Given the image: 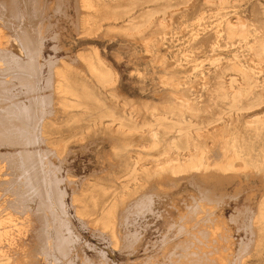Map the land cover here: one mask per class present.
Returning <instances> with one entry per match:
<instances>
[{
    "label": "rangeland",
    "instance_id": "rangeland-1",
    "mask_svg": "<svg viewBox=\"0 0 264 264\" xmlns=\"http://www.w3.org/2000/svg\"><path fill=\"white\" fill-rule=\"evenodd\" d=\"M20 1L16 2V11L24 18L19 28H27L32 36L29 40L24 38L26 52L21 60L24 64L20 65L21 71L17 68V85L11 88L20 94L16 97L18 105L21 100L28 105L26 115H29L21 118L24 122L20 119L18 123L15 120L17 124L13 122L29 129L35 125L39 114H45L55 122L49 129L50 141L66 145L60 156L48 153L47 158L58 168L54 172L62 180L59 186L66 192L68 209L79 231L75 243L76 262L174 264L169 257L171 249H166L165 245L178 241L181 225L178 209H186V204L192 207L195 203L197 208L201 202L194 200L210 194L213 198L206 197L205 203H208L206 208L212 210L195 209L196 215L199 213L196 223L208 224L221 212L234 236L236 258L241 256L242 264H264V227L256 219L264 205V168L251 166L244 170L237 161L233 170L223 172L213 166L220 158L216 156L217 159L210 158L209 169L187 175L163 171L144 178L140 162L134 166L137 169L134 177V167L127 168L126 152L121 150L122 142L128 140L103 125L92 126L89 121L67 123L66 115L53 100L50 84L51 67L61 59L71 62L78 53L97 49L117 74L116 85L107 89H100L87 78L90 87L106 104H115L119 110L124 109L125 114L140 110L136 116L142 124L154 120L146 107L173 111L167 115L176 118L178 108H186L183 105L188 102L194 109H184V115L196 125H206L203 140L210 154L221 152V142L236 139L242 150L250 151L255 160H262L264 128L257 133L249 125L256 117L264 120V59L257 54L264 41V0H100V11L89 22L99 26L97 34L92 35L94 40L85 39L80 32L79 0H40L35 7L32 0L31 6L29 0ZM10 5H7L10 12H5L12 15L9 14V23L14 19V5ZM240 19L244 22L242 28L238 23ZM132 25L139 28L131 30ZM230 26H239L245 33L231 34ZM74 64L79 68L80 79L87 76L82 63L75 61ZM23 66H28L26 72ZM243 72L253 87L237 109L231 101L237 91L247 87ZM33 75H36L34 79ZM26 76L27 79L30 76L33 83L28 82ZM27 82L30 88L37 83L36 87L30 89ZM2 86L0 95L3 91L4 95H9ZM222 90L227 93L226 98L221 96ZM260 95L262 98L257 100ZM6 101L4 98L1 105ZM11 106L16 109L15 105ZM32 114L37 119L32 117L30 121L28 117ZM8 122V126H14ZM24 134L31 135L26 131ZM19 136L20 149L31 144L33 147L31 139ZM131 141L135 144L130 147L134 160L140 154H154L144 147L146 141L139 134ZM42 146L45 148L46 142ZM6 147L2 144L0 149ZM34 157L31 161L35 166ZM146 166H152L149 160ZM73 196L76 202L72 201ZM147 197L152 200L151 209ZM75 206L84 211L81 218ZM109 211L115 223L114 234L102 221ZM206 212H210L209 215ZM133 233L138 234L137 241ZM24 241L31 242L32 236L25 237ZM39 263L52 264L43 260Z\"/></svg>",
    "mask_w": 264,
    "mask_h": 264
},
{
    "label": "bare ground",
    "instance_id": "bare-ground-1",
    "mask_svg": "<svg viewBox=\"0 0 264 264\" xmlns=\"http://www.w3.org/2000/svg\"><path fill=\"white\" fill-rule=\"evenodd\" d=\"M21 1L23 3V0ZM29 1L31 6V0ZM16 2L18 3L19 0H0V85H4L2 86L3 90L7 89L9 91V95L5 94V96L4 91L0 95V147L2 144L7 145L5 149H0V264H40L39 262L41 260L46 263L51 262L52 264H78L76 262L77 254L75 243L79 238V231L73 221L72 214L69 212L66 192L59 186L62 180L54 172L58 168L55 169V166L47 158L48 153H54L60 156L65 151L66 145L50 141L49 129L55 122L49 120L45 114H39L38 119L37 117L35 118V113V116L32 114L31 117L29 116L30 118L28 117L30 121L32 117L35 120L37 119L35 121L36 123L34 122L35 125H31L32 128L28 126L29 129H27L26 125L25 127L19 124L16 125L18 119L21 121V118L29 115V113L26 115L27 108H29L28 105L24 104L22 100L21 104L18 105L20 102H17L16 97L18 95L20 96V94L13 91L12 88L14 89L17 85L15 79L18 78L16 76H18L20 65L24 64L21 61L23 58L22 54L26 52V45H24V41L26 40L24 38L29 40L30 35L32 36V34H29L30 30L27 31V28H19V23H22L24 17L19 14V10L16 11ZM32 2L33 4L35 3V7L37 3H40V0H32ZM100 2V0H79L77 2L79 28L85 39L94 40L95 37L92 35L97 34L99 26L89 22L95 19L97 13L100 11ZM7 3L12 4V6L14 5L12 10V12L14 11V19H11V23H9L10 20L8 22L9 14L10 17L12 16L11 13L5 14L9 10V8L7 9V5H10ZM82 11L84 12L82 13ZM238 23H240L239 25L242 28L244 25L242 23L244 22L240 19ZM91 26H94V28ZM129 28L136 30L139 27L132 25ZM229 32L231 34H244L245 30L240 29L239 26H230ZM257 54L261 59H264V41L261 42ZM75 61L85 66L88 77L84 76L81 79L78 77L79 68L75 66ZM35 64L37 65L38 62ZM27 67L24 68L25 72ZM51 68L52 76L50 77V84L54 95L53 100L60 106L63 114L66 115L67 123L73 124L89 121L92 122V126L103 125L111 132L126 138L128 141L122 142L123 145L121 148L123 152H126V166L128 169H132L141 162V175L144 178H149L155 173L161 174L163 171L171 172L175 175H187L194 171L207 170L212 166L210 158L216 156L220 158L216 157L219 161L214 163L213 166L223 172L233 170L238 163L237 161H240L241 167L244 170L251 166L264 168V159L255 160L250 151L240 148L236 139L221 142V152L218 153L217 151V153H214L212 149L211 151L213 152L210 154V150L203 140V129L206 128V125H196L193 120H188L184 115V109L191 111L194 109L188 102L183 105L186 108H178L179 113L176 114V118L167 115L173 111L166 110L162 112L156 106L151 108L146 107L145 109L150 110L154 120L142 122V124L136 116L137 113L140 114V110L133 109L130 113L125 114L124 109L119 110L115 104H106L100 95L90 87L87 78L92 79L94 84H97L100 89H107L116 85L117 74L97 49H92L89 53L80 52L76 55V59L71 62H66L61 59L55 67ZM243 74L245 75L244 78L247 87L237 91L231 101V105L237 109L241 107V99L246 97L249 92H252L251 89L253 87L247 74L245 72ZM30 76L29 79L26 76L28 82L32 78L34 79L36 75H33L32 78ZM40 78L38 77V80H41ZM34 84L36 85L37 83ZM35 85L31 88L34 89ZM27 86L30 88V84ZM34 92L31 94H34ZM2 95L5 96L4 98L7 101L1 105L4 99ZM221 96L226 98L227 93L222 90ZM33 98V100L31 99L32 101L35 100V97ZM261 98L262 95L257 100ZM35 102L37 103V101ZM94 104L96 105L94 106ZM127 104L125 102L124 105L126 106ZM11 105H15L16 109H12ZM13 120L14 122L16 120L17 123L15 122L16 124H14ZM7 121H11L14 126H8L10 122L7 123ZM22 121L24 122V119ZM206 123L209 125L210 121ZM249 128L254 132L260 133L264 128V120L256 117L253 123L249 125ZM25 131L31 135L24 134ZM136 134H139V137L146 141L144 147L148 148V151L150 149L153 150L154 154L149 153L144 156L140 154L137 159H133L130 147L135 144H133L131 138L136 136ZM19 135H21V139H23V135L26 136L24 138L31 139L34 142L33 147L31 148V144V146L28 145L29 147L25 146L20 149L18 141ZM43 142H46L45 148L42 146ZM151 155L153 156L149 159L148 156ZM33 156H35V166L34 164L32 165L31 161ZM148 160L152 164L151 167L146 166V161ZM133 172L135 177V174H137L136 167H134ZM208 196L213 198L210 194L202 196L200 200H194L195 197L193 198L195 202H201V205L197 206L199 209L195 208L196 206L194 207L197 203L192 207L186 204V209H178L179 220L181 221L178 231V241H169L165 245L166 249H171L172 253L169 257L172 263L242 264L241 256L238 258L235 256V250L233 248L235 242L234 236L226 227L221 212L215 214L212 211L217 216H212L211 212L210 215L215 218L211 221L209 220L210 222L208 221V224H203L202 219L198 221L202 224L198 225L196 223V216L199 213L196 215L198 211L195 209H207L208 203H205V201ZM147 200L151 209L152 200L148 197ZM72 201L76 202L77 198L73 196ZM209 204H213V202H209ZM213 206L214 208L216 207L215 205ZM75 207L77 216L81 218L84 215V211L77 206ZM110 212L102 221L103 225L106 228H110L114 234L115 223ZM256 217L258 222L264 227V205L260 207L259 214ZM29 235L32 236V241H24V238ZM132 235L135 241H137L139 238L138 234L133 233ZM110 247H112V243ZM178 254L181 255L179 256ZM103 258L106 259V257ZM232 260H234V263H232ZM86 262L84 261L83 264H86Z\"/></svg>",
    "mask_w": 264,
    "mask_h": 264
}]
</instances>
